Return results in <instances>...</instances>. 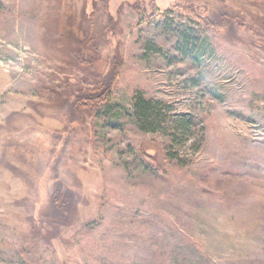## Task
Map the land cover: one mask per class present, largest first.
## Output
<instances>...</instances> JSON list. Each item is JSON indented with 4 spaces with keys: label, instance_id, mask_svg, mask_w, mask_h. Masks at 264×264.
<instances>
[{
    "label": "rangeland",
    "instance_id": "1",
    "mask_svg": "<svg viewBox=\"0 0 264 264\" xmlns=\"http://www.w3.org/2000/svg\"><path fill=\"white\" fill-rule=\"evenodd\" d=\"M0 264H264V0H0Z\"/></svg>",
    "mask_w": 264,
    "mask_h": 264
},
{
    "label": "trees",
    "instance_id": "2",
    "mask_svg": "<svg viewBox=\"0 0 264 264\" xmlns=\"http://www.w3.org/2000/svg\"><path fill=\"white\" fill-rule=\"evenodd\" d=\"M192 21L200 23L195 19L194 14L190 15L186 13ZM162 18L164 21L168 20L167 15L163 14ZM201 24V23H200ZM183 42V47L187 49L189 45L193 44L192 39H188L186 35H180ZM90 93L79 92L73 96V103L78 106H85L89 108L91 112L95 115L104 114L107 117L108 122L113 126H119V121L117 120V113L114 112L115 107L111 100V85H107L103 82H98L96 86L91 88ZM162 105L155 100L147 99L143 93L139 92L135 96V111L137 118L143 124H151L157 120H161L163 117ZM117 116V117H116ZM184 129L188 128V123L185 122L182 124Z\"/></svg>",
    "mask_w": 264,
    "mask_h": 264
}]
</instances>
